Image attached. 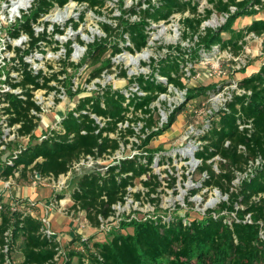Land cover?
Masks as SVG:
<instances>
[{"label": "trees", "instance_id": "1", "mask_svg": "<svg viewBox=\"0 0 264 264\" xmlns=\"http://www.w3.org/2000/svg\"><path fill=\"white\" fill-rule=\"evenodd\" d=\"M70 1L87 2L99 13L105 6V0H35L30 13L10 28L14 38L23 33L30 37L25 54L39 48L41 42L54 43V35L47 31L48 23L44 22L45 29L39 33L35 24L56 5L64 6ZM119 1L121 15L115 17L119 20L118 25L103 23L101 27L107 36L88 44L87 59L94 65L101 63L93 71V77L112 66L111 58L103 59L110 47L112 54L124 49L132 53L141 52L149 44V27L162 21L169 23L178 13L184 26V39L193 44L189 47L168 45L164 57L152 59V74L131 77L130 81L136 82L146 95H133L128 101L124 90L108 85L101 92L81 97L57 127L43 130V136L38 133L40 118L31 113L32 109L41 108L32 99L29 86L55 89L56 86L50 82L58 80L59 75L53 73L48 76L42 69L36 73L25 60V54L18 53L22 67H17V70L22 79L13 85L21 86L27 99L9 93L11 106L6 111L11 114V124L21 123L19 137L28 136L29 142L7 158L3 157L5 154L0 155V167L3 168L0 176L4 179L14 176L18 180L31 172L34 177L39 174L42 179L58 180L84 156L115 152L120 147V139L109 134L117 132L118 123L126 120L130 125L143 120V132L150 130L148 136L137 144L140 149H145L144 153L120 159L104 170L85 169L73 174L75 185L69 192L71 208L84 211L90 224L105 232L104 236H78L64 246L56 235L45 232L40 214L20 202L17 203L19 209H13L10 203L0 202V264H74L76 260L79 264H264V61L257 72L238 78V85L245 92L235 93L226 108L212 116L211 127L200 136L202 144L195 152V156L202 160L199 172L206 173L202 187L218 188L228 195V199H224L218 208L208 209L195 217L159 213L125 220L109 231L101 229L102 218L114 214L113 205L126 201L130 187L135 186L138 179L148 189L149 199L158 201L152 196L161 185L152 166L157 148L148 145L172 126L183 105L171 115L170 123L153 130L156 116L151 104L161 93L168 92L170 85L179 90L187 89L188 99L203 94L206 95L203 99H206L210 91H218L222 87L218 83L188 87L184 81L185 67L203 60L207 54L229 50L239 55L244 52L247 37L251 34L263 37L264 50V17L256 18L241 28L234 26L239 18L255 15V6L264 7V0H207L208 6L203 8L202 0H134L129 8L124 7L126 0ZM233 6L235 11H232ZM127 14L139 18L130 20ZM214 14L221 17L228 14V17L221 25H205ZM73 21L72 25L77 29L80 23ZM55 31L64 33L60 28ZM127 34L131 45L121 47L116 42L109 45L113 36L126 41ZM79 42L84 44L81 39ZM66 48L67 58L63 66L77 70L82 64L69 62L73 50L71 43ZM122 75L127 76V72L123 71ZM69 83H72L71 78ZM92 113L105 118V124L98 123ZM242 124H250L251 127L241 128ZM134 132L131 126L126 129V135ZM119 133L124 134L122 131ZM241 146L245 149L242 150ZM217 156L220 159H216ZM10 159L11 163L8 162ZM216 161L220 171L214 166ZM144 175L147 179L142 178ZM239 175L242 176L236 183ZM198 191L193 190L192 195ZM134 195L140 199L141 192ZM57 197L60 199L64 195L58 194ZM156 208L162 210L159 201ZM60 249L64 254L56 260Z\"/></svg>", "mask_w": 264, "mask_h": 264}, {"label": "rangeland", "instance_id": "2", "mask_svg": "<svg viewBox=\"0 0 264 264\" xmlns=\"http://www.w3.org/2000/svg\"><path fill=\"white\" fill-rule=\"evenodd\" d=\"M8 2V0H0V58L4 57L6 61V64L4 66V70L6 72L20 74V71L15 69L14 64L22 67L17 54H25L24 50L29 47L30 38H28V36L25 34H23L19 38H13V36H11L10 28L20 17H15L14 15L9 13ZM133 3L134 0H126L124 7L129 8L133 5ZM203 6H208L207 0H202L201 8H203ZM30 9L31 7L28 9V11ZM62 10H64V8L60 9L59 12ZM80 11L84 13L83 15L85 19L76 29L72 25V20H74V23L80 22ZM55 12L56 9H52L48 14L42 16L36 23L35 27L37 29V32L43 31V23L49 22V34L52 33L56 27H60L61 29H63L64 34L55 35V39L60 42V49H53L56 46V43H52L49 45L43 42L41 43L40 48H35L25 57V59L31 63V67H33L35 71L42 69L48 76L52 75L53 73L59 74L60 80H53L51 84L57 86L58 88H61V91L63 87V91H55L54 89L51 91H47V101L49 104H51V110L49 112H46V119L47 115L49 116L50 114L51 116L57 115L56 118H58V116L63 117V115H65V112L67 113L69 110L73 109L79 102L80 97L88 94L87 92H84V90H73V82L75 83V87H77V84L83 86L88 82V80L94 78L92 77L93 71L101 65V63L94 65L89 59H87L88 47L79 43V39L84 41L85 44H90L98 38L103 39L104 37H106V33L101 27L102 24L108 22L113 23L115 24V26H117L119 20H117L115 17L116 15H121L119 0H105V6L101 11L102 13L96 12L95 9L88 8L85 5H71L70 16L67 17V19H65L64 21L53 20L52 18L55 17ZM23 13L24 12H22V15ZM60 14L62 13L60 12L59 15ZM126 17L130 20L139 18L137 15L130 14H127ZM263 17L264 7H261V10H257V13L255 15L244 16L236 20L234 26L236 28H241L242 26H245L246 23L251 22L256 18ZM210 21L215 22L214 24L212 23L213 26H217L223 23V18L217 14H214L209 19V23ZM95 29L100 30L101 34L95 33ZM149 32V44L141 51L144 52L145 50H149V58L142 59L139 66L129 64L125 57L118 58L117 60L112 59V66L108 68H111L110 71L114 72H111V77H108L106 78V80H104L108 83V85L116 87L117 89L119 88L121 90H128L133 85V83L130 81L131 77L137 75L139 76L140 74L148 75L153 73L154 69L150 64L152 59L155 58L156 60H158L164 57L168 52V45L181 44V46L183 47H189L191 44H193L188 39H184V26L181 23V14L179 13L175 14L169 23L165 21H162L160 23H153L149 27ZM126 36L128 37V34ZM118 37L120 36H113L110 39L111 41L109 42V45L115 44L116 42L119 43L121 47H125L126 45L130 44V41L123 42ZM262 42L263 37L250 35L247 40L245 53L242 54L240 58L236 59L232 58L231 55L226 51H222L221 54H218V56H216L215 58H212L213 55L207 54L208 56H205L203 60L193 62V64L189 63L188 66L185 67L187 73L184 77V81L186 82L188 87H195L202 84L207 85L212 83H218V86H222L224 82L238 79V77L245 74L244 72L251 70L253 66L259 65V63L264 61V50ZM68 43H73L72 46L74 48L68 61L74 62L76 64H82L77 70L72 66H66V68L63 66L64 60L66 58V46ZM42 49H44L45 51L43 52ZM111 52L112 47L109 48L103 59L110 58L109 56L114 57L115 55H110ZM122 52L130 51L124 49ZM84 53L85 55L83 56ZM138 53H135V55ZM213 70L214 72L213 74H211ZM123 71L127 72V76L122 75ZM220 71H224L227 76L223 75L224 73H220ZM191 72H193L194 75ZM70 78L73 79L72 83H69ZM218 92L219 90L215 92L210 91L207 99ZM59 93L63 94V97H59ZM180 93L181 92L179 90L178 92H172L170 95L165 97L164 101H160L162 104H159V101L155 103L161 105L162 107H164V104H174L180 100ZM205 96L206 95L203 94L200 95V97H195L194 99L196 101L205 100L203 99V97ZM206 102V108L208 105L212 104V102L208 103L207 100ZM196 104L198 105L199 102ZM199 105L201 106L202 103L200 102ZM157 112H159V110ZM174 113L177 112L175 111ZM198 115L199 121L203 122L205 114L201 111V109L198 110ZM191 119L192 115H190L187 110L182 108L181 112L177 113V119L172 124V126L163 134L151 140L148 145V147L150 148H157L155 151V162L152 166L154 173L159 175L161 185L158 187V192L152 194V196L156 198L155 200L159 201V205L162 210L156 208V203H158V201L154 202L149 199L150 196L148 194V189L138 179L136 180V185L131 187L132 189L128 196L127 203L122 204V206L120 207H117L116 216L114 219L112 218L109 221L104 222V224L108 228L107 231L117 228L125 220L136 219L143 216H156V214L159 213H165L173 216H182L185 214L191 217L199 216L201 215V213L208 209L218 208L219 204L224 199H228V195L223 194L222 191L218 188L202 187V181L204 180L206 173L199 172L198 168L201 165L200 161L197 162L196 160L192 159L191 155L186 156V154H184L185 152H189L187 151V147L190 145V141H192L191 137H186L185 135L187 134L186 126ZM167 120V122L170 123L171 115L169 118H167ZM50 123L52 124V122ZM57 124L58 122L54 126L57 127ZM141 124H143V121H140L135 125L137 127V130H139ZM198 124L200 125L201 123ZM41 126H45L44 123H41ZM123 132L124 134L122 136L119 135L121 137V143L123 147L121 149L122 151L120 150L118 153L123 155L144 153L145 149H140L137 146V144H139L137 143L138 141L135 140V138L137 137H131L133 138L135 144L132 142L131 138L130 142L128 143L126 142V139H129V136L125 134L126 129H124ZM38 133L41 132L38 131ZM10 142H8L9 144L6 145L5 153L1 154V156L5 154L3 156L4 158H7V156L19 150L20 146L26 145L29 142V137H17L13 143L10 144ZM216 159L220 158L217 157ZM0 161L2 160L0 159ZM214 166L217 171H220L217 161L214 163ZM241 176L242 175H239V177L235 180L236 183H239ZM72 177H70L69 179L63 178L65 183L59 184L58 182H55L52 179L48 178L38 180L33 176L31 172H28L26 173L25 178L21 177L17 181L23 184L28 183V185L32 184L33 186H38L40 189L51 186L54 190L53 193L60 192L59 194H61L63 192L62 194H64V196L65 193L66 196H69V192L75 185V182L72 181ZM142 178L147 179V176L144 175ZM195 189H198L199 191L195 195H192V192ZM0 190V193H2V191L5 190V186H1ZM9 191L10 190L7 189V191H5V193L3 194L7 196V200H9V198L11 197ZM139 191L141 192V197L140 199H137L134 193ZM213 197H218V200L214 203L211 202V199ZM53 200L56 204L54 209L59 210V212L65 213L66 217H71L74 220V228H80L83 234H90L91 224L87 220V218L84 217L85 214L83 212L71 208V202L67 198L66 200ZM0 201H2L1 198ZM56 201L58 202L56 203ZM20 204L25 207H29V201H27V203H24V201H22V203L20 202ZM45 210L43 216L45 218H48L49 222L51 223V211L45 213ZM99 231L100 230L97 229L95 234H100L101 236H104L106 234L105 232L103 233ZM63 245L66 246V244ZM74 264H79V262L76 260Z\"/></svg>", "mask_w": 264, "mask_h": 264}, {"label": "built area", "instance_id": "3", "mask_svg": "<svg viewBox=\"0 0 264 264\" xmlns=\"http://www.w3.org/2000/svg\"><path fill=\"white\" fill-rule=\"evenodd\" d=\"M8 1H9L8 2V10H9V13L12 14V15H14L15 17H20V18H18L16 20V22H14V23H17V22L23 20L26 14H29L30 13L31 9L29 11H28V9L30 7L32 8L33 3H34L35 0L30 5H28V6L19 3L20 0H8ZM75 4L77 6H79V5H85L86 7L91 8L87 2L80 3V2H77V1H70L67 4H65L64 6L56 5L52 9H56V12H55V15H56V14H59L60 12L63 13L67 8L71 9V5H75ZM261 7H262V5H256L255 6V9L256 10H261ZM14 8H17V11L14 10ZM62 8H64V10H62V11L59 12V10L62 9ZM102 9H100V11H102ZM235 10H236V7L233 6L232 7V11H235ZM95 11H96V9H95ZM22 12H24L23 15H22ZM46 14H48V13H46ZM83 14L84 13L82 11H80L79 16H80V19L81 20H80L79 23L83 22L84 19H85V17H84ZM116 16H118V15H116ZM227 17H228V14H225L224 16H222L223 22H225V20L227 19ZM55 21H58V20H55ZM207 22L209 23V21H207ZM47 23H48V27H49V22H47ZM106 23H108V22H106ZM110 24H113V23H110ZM113 25L115 26V24H113ZM209 25L213 26V24H210V23H209ZM43 26H44V29H45V24ZM56 28H60V27H56ZM56 28L54 29V31L52 33L49 34L51 36L54 35V40H55L54 43H56V40H57V39H55V35H57V34H64V33H61V32H56L55 31ZM35 29H36V27H35ZM44 29H43V31H44ZM61 30H63V29H61ZM36 31H37V29H36ZM43 31H40V32H43ZM47 31H48V28H47ZM63 32H64V30H63ZM37 33H39V32H37ZM23 34H25V33H23ZM25 35H27V34H25ZM251 35H254V34H251ZM248 37H247V40H248ZM28 38H30V37L28 36ZM126 41H129V36L126 38ZM126 41H123V42H126ZM41 43H43V42H41ZM45 43L50 45V43H47V42H45ZM72 44H71V46H72ZM83 45H86L88 47V44H85L84 43ZM128 45H131V42ZM56 46H59L58 49H55ZM56 46L53 49L59 50L60 47H61L59 41H58V44L56 43ZM72 48H73V46H72ZM215 48L218 50L219 49V46L216 45ZM245 48H246V46H245ZM42 51L44 52L45 50L42 49ZM225 51L228 54H230L231 57L234 58V59L240 58L241 55L245 53V50H244V52H242L241 54L234 55L229 50H225ZM31 52H29V53H31ZM72 52H73V50H72ZM29 53H27V54H29ZM85 53L83 54V56L85 55ZM27 54H25L24 58L26 57ZM218 54H221V52L216 51L214 54H212L213 55L212 58H215L216 56H218ZM65 55H66V58H67V48H66ZM110 55H115L114 57L109 56L111 59H114V60H117L118 58H124L125 57L126 60L128 61V63L129 64H132L130 57L134 56L135 53L133 54L132 52H119V53H116V54H112V52H111ZM66 58H65V60H66ZM27 62H29V61H27ZM5 64H6V61H5L4 57H1L0 58V155H1L2 151H4L6 149V143H8L10 141H14V140H16L17 137H19V135H18V128H20V126H21V123H14V124H11L10 123V115L11 114H9L6 111L7 108L11 106V101H10V98H9L8 94L9 93L16 94V95L20 96L23 99H27V95H25L23 93V88L21 86L15 87L13 85L14 83L19 82L22 79L21 73L18 74V73L6 72L4 70ZM78 64H80V63H78ZM14 65H15V69H17V67H19V66H17V64H14ZM30 65H31V63H30ZM31 68H33V67H31ZM110 69L111 68H108V67L105 68V69H103L100 75L94 76V78H91L90 80H88V82L86 84H84L83 86L77 84V87H75L74 86L75 83L73 82V79H72V82H73L72 89L75 90V91H78V90L83 91L84 90V92H87L88 93L87 95H84V96H91V95H93V94H95L97 92L103 91V89L106 86H108V83L105 82L104 80H106V78H108V77H111L112 76L111 72H114V71H110ZM39 70H41V69H39ZM214 70L212 71L211 74H213ZM38 71H35V72L37 73ZM220 73H224V71H220ZM113 74H115V73H113ZM223 75L227 76L226 73H224ZM159 78H161L164 81H166V79L164 77L159 76ZM58 80H60V78ZM51 82H50V84H51ZM51 85H53V84H51ZM29 87L31 89V92L33 93L32 99L41 108L40 110H37V109L34 108V109L31 110V113L33 115L39 117L40 118V121H41L40 124L41 123H44L45 127L47 128V127H49V125L46 124V122H45V115H46V112H49L51 110V107H50L51 104H49L48 101H47L48 98H47L46 93H47V91H51L53 89H49V88H37V89H34V85H30ZM113 88L114 89H117L116 87H113ZM64 89H66V88H64ZM54 90L55 91H57V90L61 91V88H58L56 86V88ZM178 90L179 89L175 88L173 85H170L169 86V89H168V92L161 93L159 95V97L157 98V100L154 101L151 104V108L154 109V113H155V116H156V124L152 127V129L153 130H159L160 128H163L165 125H167L168 124L167 118H169L170 115H172L180 106L183 105V108L185 110H187V112L190 113V115H192V119L190 120V122L186 126L187 127V134H185L186 137H191V140L192 141H190L191 143L187 147V151H189V152H185L184 154H186V156L187 155H191L193 160H196L197 162L200 161V163H201L202 160L201 159H198L195 156V152L198 150V148L202 144V141L200 140V136L203 135V134H205L206 131L211 127V124H212V116L216 112H218L221 108H226L227 102L232 99V97H233V95L235 93L236 94H241V93L245 92V90L239 87V85H238V79H234V80H230L229 82H225L222 85V87L219 89V92L218 93H215L213 96L209 97L208 99L206 98L205 100H198V101H196L195 99H188L187 98V89H184V90H179L181 92L179 94L180 100L177 101L174 104L173 103H170V105H165L164 104V107H162L161 105H158L157 103H155L157 101H159V102L160 101L161 102L164 101L166 96L170 95L172 92H178ZM62 91H63V87H62ZM65 92H66V90H65ZM124 92H125L126 96L128 97V101H129L130 97L133 96V95H138V96H144V95H146V92L143 91L137 83H133V85L128 90H124ZM84 96H81V97H84ZM59 97H63V94L59 93ZM206 100L208 101V103H211L212 102V104L211 105H208L207 108L205 107V103H207ZM161 102L159 104H162ZM198 102H199V104L201 102L202 105L201 106L199 104L197 105L196 103H198ZM199 109H201V111L205 114V116H204L205 118L203 117L204 118L203 122H200L199 119H198L199 118V115H198V110ZM158 110H159V112H157ZM83 112H87V111L84 110ZM76 115H79V113H76ZM91 115L101 125H104L105 124V122H106V119L105 118L100 117V116H97L94 113H92ZM157 115H158V117H157ZM130 116L132 117V115H130ZM62 118L63 117H60L57 122L59 123ZM140 121H143V120H138V122H134V123H132V125H130L129 120L121 121V122L118 123L117 132H115V133L112 132L109 135L111 137H113V138H119L120 136H122V135L119 136V134H121V133H119V131H122L123 132L124 129H127L129 126H131V127H133L135 129V132L132 135H128L129 136V140H130V138L132 136H136L137 138H135V140L138 141L137 143L140 144L142 142V140L145 139L148 136V134L150 133V130L149 129H146V131L143 132V128H144V124H145L144 121H143V124L140 125L139 130H137V127L135 125L138 124ZM198 123H201V124L199 125ZM247 126L248 127H251L250 124H242L241 125V128H244V127H247ZM54 127L55 126H53L51 128H54ZM123 127H125V128H123ZM43 130H47V129H44L40 125V127H39V131L41 132L39 134L40 136H43L44 135V133H43L44 131ZM131 139H132V142L135 144L133 138H131ZM122 147H123V145L121 143V137H120V147L115 152L109 151L108 153H104L101 156H98L96 154L95 155L89 154L87 156H84V157L81 158L80 161L75 162L73 164L72 168L69 170V172L66 175H62L58 180H54L53 178H49V179H52L53 181L58 182L59 184H62V183H65L64 180H63V178L69 179L70 177L73 176L74 173H79V172H82L85 169H94V168H98L100 170H104V169H107V167L109 165L116 164L120 159H123V158H126V157H132V156L135 155V154H132V155H123V154L118 153L122 149ZM241 149L244 150L245 147L244 146H241ZM217 157L220 158L219 156H217ZM8 162L11 163L12 160L10 159ZM99 166H101V167H99ZM36 179L39 180V179H42V178L40 177L39 174H36ZM66 182H67V180H66ZM7 185L8 186L10 185V182L9 181L7 182ZM131 189L132 188L130 187V191H131ZM128 196L126 197V201L124 203L119 202V203L113 205L114 214H112L111 216H109L106 219H103L102 218L101 229L108 230V228L106 227V225L104 224V222L105 221H109L112 218L113 219L115 218L116 211H117V207H120V206H122V204L127 203ZM17 203L18 202L12 204L13 209H19V206H18ZM36 204L37 203H35L34 201H29V207H31V208L34 207ZM51 206H53L52 203H51ZM31 208H29V210H31ZM42 219H43V222H44V225H45V232L48 235H55L54 232H53V230H52V228H51V226H50V222H49L48 218L42 217ZM63 254H64V251L62 249H60L59 250V253L56 255V260H60L61 259V256Z\"/></svg>", "mask_w": 264, "mask_h": 264}, {"label": "crops", "instance_id": "4", "mask_svg": "<svg viewBox=\"0 0 264 264\" xmlns=\"http://www.w3.org/2000/svg\"><path fill=\"white\" fill-rule=\"evenodd\" d=\"M261 66V63H259V65L253 66V70H249L247 72H244V76L245 75H249L252 74L254 72H257L259 70ZM242 75L238 78H241ZM66 113V112H65ZM57 115H53L51 116V114L48 116L47 115V119L45 118V122L46 124L49 125L48 128L53 127L58 119L60 118L58 116V118H56ZM54 117V118H52ZM52 122V124L50 123ZM44 129H48L45 126H43ZM41 131V130H40ZM2 167H0V173L2 171ZM19 174H16V176H18ZM49 179V178H48ZM10 182V185H7V182ZM35 184V182H34ZM1 186H5V190L2 191V193H0V198L2 199V201L0 202H7L10 204L16 203V202H21L24 201V203H26L27 201H34L35 203H37L34 207H29L31 208V210L34 211V213L36 214H40V216L44 217V210L45 213H47L48 211H51L50 217H51V223L50 226L52 228V230H54V234L57 236V238L63 243V244H68L72 239H74L75 237H82V238H87L90 236H96L97 234V228L93 227L91 225L90 228V234H83V232L79 229L74 228V220L71 217H66L65 213L59 212V210L54 209L56 204L54 202L53 199L55 200H61V199H65L66 198L71 202L72 205V200L69 196H65L58 199V194L60 192H55L53 193V188L50 187H45V188H39L38 186H33L32 184L28 183H19L16 179V177L14 176H10L8 179H4L3 177L0 176V187ZM7 189H9L10 191V198L9 200H7V196L3 195L5 193V191H7ZM1 191V190H0ZM63 193V192H62ZM61 193V196L64 195ZM45 197V198H44ZM55 197V198H54ZM5 199V201H4ZM58 201H56L57 203ZM51 203L53 206H51ZM85 214L84 211H81ZM84 217H86V215H84ZM79 246V244H78Z\"/></svg>", "mask_w": 264, "mask_h": 264}, {"label": "bare ground", "instance_id": "5", "mask_svg": "<svg viewBox=\"0 0 264 264\" xmlns=\"http://www.w3.org/2000/svg\"><path fill=\"white\" fill-rule=\"evenodd\" d=\"M34 0H20L19 1V3H21V4H24V5H30L32 2H33ZM14 10H16L17 11V8H14ZM70 13H71V9H69V8H67L62 14H56L55 15V17H53L52 19L53 20H58V21H64L65 19H67V17H69L70 16ZM215 21V20H214ZM214 24L215 22H211L210 21V24ZM94 32L95 33H97V34H101V31L100 30H98V29H95L94 30ZM149 56H150V51L149 50H145L144 52H139L138 54H136V55H134V56H132V57H130V59H131V65H134V66H139V64L141 63V60L142 59H147V58H149ZM133 71V70H132ZM219 197V196H218ZM218 197H213L212 199H211V202L212 203H214V202H216L217 200H218Z\"/></svg>", "mask_w": 264, "mask_h": 264}, {"label": "water", "instance_id": "6", "mask_svg": "<svg viewBox=\"0 0 264 264\" xmlns=\"http://www.w3.org/2000/svg\"><path fill=\"white\" fill-rule=\"evenodd\" d=\"M205 25H209V23H208V22H206V23H205Z\"/></svg>", "mask_w": 264, "mask_h": 264}]
</instances>
